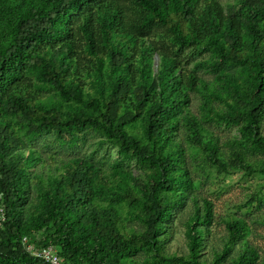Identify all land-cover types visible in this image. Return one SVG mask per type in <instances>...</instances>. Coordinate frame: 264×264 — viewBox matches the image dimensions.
Segmentation results:
<instances>
[{
    "label": "trees",
    "instance_id": "1",
    "mask_svg": "<svg viewBox=\"0 0 264 264\" xmlns=\"http://www.w3.org/2000/svg\"><path fill=\"white\" fill-rule=\"evenodd\" d=\"M203 119L239 125L264 153V0H0V264H49L30 244L63 264H263L243 219L211 233L188 151L225 171L264 160L220 149ZM87 130L151 171L34 146L53 132L71 147ZM179 226L187 251L170 253Z\"/></svg>",
    "mask_w": 264,
    "mask_h": 264
},
{
    "label": "rangeland",
    "instance_id": "2",
    "mask_svg": "<svg viewBox=\"0 0 264 264\" xmlns=\"http://www.w3.org/2000/svg\"><path fill=\"white\" fill-rule=\"evenodd\" d=\"M220 2L226 6L234 0H220ZM189 62L188 67L192 68L193 58H189ZM198 75L208 82L212 78L211 74L203 69L198 71ZM197 95L199 94H191L189 108L193 114L201 117ZM203 120V125L216 137L220 149L228 153L231 148L242 149L249 155L251 161L264 160V153L249 147L241 137L239 125L218 120ZM261 129L264 132V128ZM34 146L56 161L81 157L106 171L119 166L133 175L144 176L151 171L145 161L124 156L119 152L116 143L95 131H85L78 143L71 147L58 142L55 133H44L34 142ZM188 152L189 169L194 181L192 195L199 202L207 199L213 204L216 222L211 227V233L223 236L226 233L225 222L230 216L243 219L250 231L247 241L256 248L261 262H264V172L221 170L207 161L205 152L199 146L191 145ZM135 225L139 226V223ZM169 245L170 253L181 254L187 251L183 227H177Z\"/></svg>",
    "mask_w": 264,
    "mask_h": 264
},
{
    "label": "built area",
    "instance_id": "3",
    "mask_svg": "<svg viewBox=\"0 0 264 264\" xmlns=\"http://www.w3.org/2000/svg\"><path fill=\"white\" fill-rule=\"evenodd\" d=\"M29 240L27 237H23V243L28 244ZM29 252H31L34 256L42 259L46 263L49 264H63L62 259L59 257L57 251L52 246L40 247L34 249V247L30 244L28 246Z\"/></svg>",
    "mask_w": 264,
    "mask_h": 264
}]
</instances>
